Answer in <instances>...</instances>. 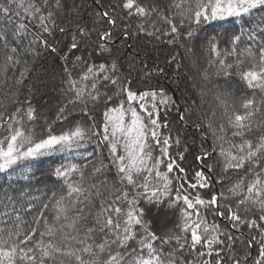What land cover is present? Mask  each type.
Wrapping results in <instances>:
<instances>
[{"label": "snow or ice", "instance_id": "6c2138e0", "mask_svg": "<svg viewBox=\"0 0 264 264\" xmlns=\"http://www.w3.org/2000/svg\"><path fill=\"white\" fill-rule=\"evenodd\" d=\"M230 18L252 24L223 50L209 40L203 83L181 91L180 50ZM141 38L176 51L150 65ZM0 53V175L59 158L44 199L0 192V264H264V0H0ZM47 57L52 116L34 104ZM245 62L252 95L237 110L218 93L216 123L203 110L210 77ZM173 77L179 99L154 82ZM154 210L172 226L157 230Z\"/></svg>", "mask_w": 264, "mask_h": 264}, {"label": "trees", "instance_id": "16d2710c", "mask_svg": "<svg viewBox=\"0 0 264 264\" xmlns=\"http://www.w3.org/2000/svg\"><path fill=\"white\" fill-rule=\"evenodd\" d=\"M244 25H251L252 19L251 18H244L243 21L241 20H235V19H228L224 21H217L213 22L212 24L203 26L202 31L199 33L200 41L196 44L195 50L193 53H191V56L196 60L197 66H194L195 75L198 76L200 80L201 73L204 69L208 68V60L210 57L209 52V46L208 41L212 38H216V43L218 44V47L223 50L225 47L228 46V40L229 38L239 31V28L241 24ZM138 45L143 48L144 55L148 57L147 62L151 65L153 63H157L160 65L164 64V61L167 57H169L171 54H174L176 49L171 48L170 45L167 43H161L159 41H151L147 38H141L140 41H138ZM180 52L183 54V49L180 50ZM192 57L188 55V58H190V62L192 64ZM230 62L234 63V60H230ZM3 64V54L0 53V65ZM184 67L181 69L182 72V78L180 82V90L184 91L187 89L189 93H195L199 89V85H201V81L199 82L197 87H192V89L187 82V76L188 72L190 71V65L188 64L187 60L183 59ZM247 62H245L243 65L240 66V68L232 69L230 71L234 72L235 74L230 75L228 77H225L223 75H212L210 77V83L208 85L210 89V94L216 95L218 93H223L225 91L231 92L232 97L229 100L233 106L239 110L240 109V101L242 98L250 97L252 95V90H249L246 86V84L241 80L240 78V72L241 70H246L248 68ZM196 67V68H195ZM36 71L39 73L41 78H46L48 80V85L53 83L54 85L50 86V92L49 94V100L50 104L47 105L46 102H42L43 99H45L46 95L38 96L36 100L34 101V104L38 107L39 111L42 113L43 111H46V115L52 116L53 112H55L58 101L60 99L59 95L60 93L57 90V85L59 84V77L57 76L55 79H52V74L54 71H58V67L56 63L53 61L51 57L43 58L39 60L38 64L36 65ZM125 71H127V68H125ZM172 69H169V72H171ZM210 72H214V69H209ZM11 70H9L8 75H11ZM135 75V74H134ZM174 77L168 78V79H157L154 81L155 83L160 84L162 87H164L169 94H175L176 98L179 99V94L176 93V83H174ZM52 80V81H51ZM52 87V88H51ZM135 87L140 88L141 90L144 89L145 85L139 83L135 84ZM47 94V95H48ZM209 94V97H210ZM208 95V94H207ZM257 96H260L261 93L258 91L256 92ZM59 97V99H58ZM2 98V96H0ZM46 100V99H45ZM213 100V99H212ZM209 101V104L205 107L203 105V110L207 114V116L211 117L213 111H215L216 116L215 120L216 123L220 122V117L224 112V108L219 104L217 99L215 98L214 101ZM46 104V105H45ZM43 107H45L43 109ZM260 135V133H253L250 135V139H253V141L256 140V138ZM228 145H225V148H228ZM59 158L58 157H49V158H42L41 160L33 162V166L29 169L25 170H18L16 171L12 176H6V175H0V192L2 191H15L19 192L22 188L25 193L30 194V196L37 197L38 199H44L47 195H50V189L53 188L55 182V178L47 175V172L50 168L58 165ZM185 167H188L189 169H192L194 164V156L192 154L187 155L186 161L184 162ZM25 175L31 177V179H24ZM34 204V212L35 214V208L40 207L37 201H33ZM169 213V216H164L160 220L156 221V218L153 217L155 223L154 227L157 230H162L168 227H171L174 223L175 217L174 215L167 211V210H161ZM160 212V211H159ZM155 213V210H154ZM26 220H31L32 215H26Z\"/></svg>", "mask_w": 264, "mask_h": 264}, {"label": "rangeland", "instance_id": "374dc122", "mask_svg": "<svg viewBox=\"0 0 264 264\" xmlns=\"http://www.w3.org/2000/svg\"><path fill=\"white\" fill-rule=\"evenodd\" d=\"M181 55L187 60V62H188V64L190 65V71L188 72V75L189 76H187V82L189 83V85H190V87L192 86L193 87V85H198L199 84V82L201 81V83H203V81L202 80H200L199 78H198V76H196L195 75V70L196 69H194V66H197V64L195 63L196 62V60L191 56V54H188V53H185L184 52V50H183V54L181 53ZM188 55L190 56V57H192V64H191V62H190V58H188ZM196 68V67H195ZM49 80V79H48ZM55 80H57V79H55ZM50 81V80H49ZM52 81V80H51ZM53 86L54 84L52 83H50L48 86H47V88H46V90L44 91V93H43V95H46L45 96V99H43L42 100V102H46V104L47 105H49L50 103V100H49V90H50V86ZM191 87V88H192ZM52 88V87H51ZM192 89H194V88H192ZM48 94V95H47ZM209 94H210V91L208 92V95L204 98V102H203V105L206 107L207 106V104H209V102H208V100L209 101H211L212 99V101H214V99H215V96L214 95H211L210 94V97H209ZM59 97H60V95H59ZM59 97H58V99H59ZM231 99V98H230ZM45 104V105H46ZM45 107H43V109H44ZM43 114H45L46 113V111H43L42 112ZM54 113L55 112H53V115H54ZM169 216V213L168 212H165V211H160V212H158V213H154V215H153V217L154 218H156V221H158V219L160 220L162 217H164V216ZM153 223H155V221H154V219H153Z\"/></svg>", "mask_w": 264, "mask_h": 264}]
</instances>
